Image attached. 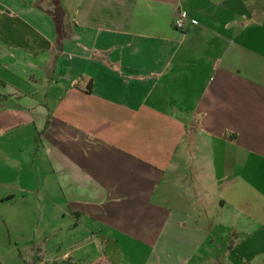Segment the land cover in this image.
I'll return each mask as SVG.
<instances>
[{
	"label": "crops",
	"instance_id": "obj_1",
	"mask_svg": "<svg viewBox=\"0 0 264 264\" xmlns=\"http://www.w3.org/2000/svg\"><path fill=\"white\" fill-rule=\"evenodd\" d=\"M142 249L264 259V0H0V264Z\"/></svg>",
	"mask_w": 264,
	"mask_h": 264
},
{
	"label": "rangeland",
	"instance_id": "obj_2",
	"mask_svg": "<svg viewBox=\"0 0 264 264\" xmlns=\"http://www.w3.org/2000/svg\"><path fill=\"white\" fill-rule=\"evenodd\" d=\"M75 1H77V0H65L68 7H72L74 5ZM234 239L235 238H228V239L226 238V239H223V241L228 242V241L234 240ZM122 240H123V243H125L124 244L125 246L129 244V241L127 239H122ZM127 241H128V243L126 244ZM221 241H222V239H220V242ZM53 243H54V239L52 238L50 245H52ZM125 256H126V259H125L124 264H153V262L150 260L151 256H150L149 250H143L142 249L138 252L127 253V254H125ZM81 258H82V260L78 261V264H93V262L95 264L96 263L106 264L108 261V259H105V255L103 258V255H101L100 253H89V254L82 253ZM88 259H89V261H87ZM60 264H62V263H60ZM65 264H68V263H65ZM254 264H264V259L257 260V262H255Z\"/></svg>",
	"mask_w": 264,
	"mask_h": 264
},
{
	"label": "built area",
	"instance_id": "obj_3",
	"mask_svg": "<svg viewBox=\"0 0 264 264\" xmlns=\"http://www.w3.org/2000/svg\"><path fill=\"white\" fill-rule=\"evenodd\" d=\"M190 15L188 12L179 11L174 22L175 29L183 31L186 28L188 22H190Z\"/></svg>",
	"mask_w": 264,
	"mask_h": 264
}]
</instances>
